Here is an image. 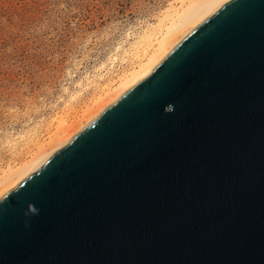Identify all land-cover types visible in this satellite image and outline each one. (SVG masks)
<instances>
[{"label":"water","instance_id":"1","mask_svg":"<svg viewBox=\"0 0 264 264\" xmlns=\"http://www.w3.org/2000/svg\"><path fill=\"white\" fill-rule=\"evenodd\" d=\"M0 264H264V0H230L0 199Z\"/></svg>","mask_w":264,"mask_h":264},{"label":"rangeland","instance_id":"2","mask_svg":"<svg viewBox=\"0 0 264 264\" xmlns=\"http://www.w3.org/2000/svg\"><path fill=\"white\" fill-rule=\"evenodd\" d=\"M176 1L0 0V172L127 71Z\"/></svg>","mask_w":264,"mask_h":264},{"label":"bare ground","instance_id":"3","mask_svg":"<svg viewBox=\"0 0 264 264\" xmlns=\"http://www.w3.org/2000/svg\"><path fill=\"white\" fill-rule=\"evenodd\" d=\"M229 1L177 0L176 6H170L154 32L141 41L140 50L135 52L134 62L127 71L113 83L101 87L99 94L85 105L78 116L73 117L72 122L60 118L54 131L37 146L29 160L0 172V199L34 174L100 114L148 77L187 36Z\"/></svg>","mask_w":264,"mask_h":264}]
</instances>
